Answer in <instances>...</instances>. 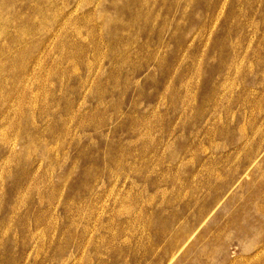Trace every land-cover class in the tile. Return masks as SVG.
Returning <instances> with one entry per match:
<instances>
[{
	"label": "rangeland",
	"instance_id": "1",
	"mask_svg": "<svg viewBox=\"0 0 264 264\" xmlns=\"http://www.w3.org/2000/svg\"><path fill=\"white\" fill-rule=\"evenodd\" d=\"M0 264H264V0H0Z\"/></svg>",
	"mask_w": 264,
	"mask_h": 264
}]
</instances>
